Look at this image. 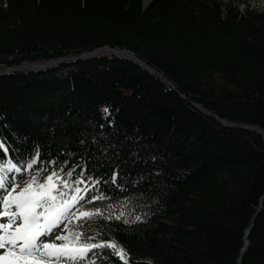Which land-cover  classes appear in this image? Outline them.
<instances>
[{
    "label": "trees",
    "instance_id": "1",
    "mask_svg": "<svg viewBox=\"0 0 264 264\" xmlns=\"http://www.w3.org/2000/svg\"><path fill=\"white\" fill-rule=\"evenodd\" d=\"M105 46L167 82L112 55L0 76L9 155L85 158V207L124 216L84 228L127 264H264V142L195 107L264 130V0H0V70Z\"/></svg>",
    "mask_w": 264,
    "mask_h": 264
},
{
    "label": "snow or ice",
    "instance_id": "2",
    "mask_svg": "<svg viewBox=\"0 0 264 264\" xmlns=\"http://www.w3.org/2000/svg\"><path fill=\"white\" fill-rule=\"evenodd\" d=\"M104 111L109 109L105 107ZM10 152L0 142V264H96L98 259L106 264L109 254L102 251L105 248L127 264L125 249L116 241L97 239L100 232L88 235L84 228L85 223L96 218L111 220L114 215L105 216L98 207H85L105 199L94 191L85 195L101 183L87 167L85 158L71 166L68 159L49 158L51 169L34 168L41 159L39 146L26 159L22 154L9 155ZM16 159L24 161L22 166L14 162ZM25 173L30 176L26 181ZM111 182L118 183L115 171ZM123 216L121 212L114 218L121 220ZM123 222L130 223L126 219Z\"/></svg>",
    "mask_w": 264,
    "mask_h": 264
},
{
    "label": "water",
    "instance_id": "3",
    "mask_svg": "<svg viewBox=\"0 0 264 264\" xmlns=\"http://www.w3.org/2000/svg\"><path fill=\"white\" fill-rule=\"evenodd\" d=\"M143 3H144V5L147 4V3H145L144 0H143ZM99 55L100 56H102V55H112V56L117 57V58H124V59L131 60L133 63H135L136 65H138L142 69L146 70L151 75L157 76L161 80L167 82L165 80V78L162 77L161 74L157 73L156 71H154L153 69L148 67L144 62H142L138 58H136L134 56V54L131 53L130 51H127V50H124V49H118V48H110V47H107V46L99 48V49H95L94 51H91V52H83L82 54H80L78 56H75V57L57 58V59H52V60H49V61H42V62H40V61L24 62V63H22L19 66L4 68V69L0 70V76L9 75V74L14 73V72L44 71V70L51 69V68H53V67H55V66H57L59 64H63V63H67V62H73V61H76V60H79V59H83V58L96 57V56H99ZM195 107L201 113H203V114H205L207 116L214 117L217 121H219L225 127L242 128V129H245V130H248V131L256 132L258 135L261 136V138H262V140L264 142V130H262L258 126H254V125H238V124H235V123H230V122H228L226 120L219 119L217 116L211 115L209 112H207L205 109H203L199 105H195ZM243 253H244V249H243Z\"/></svg>",
    "mask_w": 264,
    "mask_h": 264
},
{
    "label": "rangeland",
    "instance_id": "4",
    "mask_svg": "<svg viewBox=\"0 0 264 264\" xmlns=\"http://www.w3.org/2000/svg\"><path fill=\"white\" fill-rule=\"evenodd\" d=\"M148 1H150V0H147V2ZM33 174V173H32ZM28 179H30V176L29 175H25L24 176V180L26 181V180H28ZM22 184H23V181H21V186H22ZM58 243H59V241H57Z\"/></svg>",
    "mask_w": 264,
    "mask_h": 264
},
{
    "label": "bare ground",
    "instance_id": "5",
    "mask_svg": "<svg viewBox=\"0 0 264 264\" xmlns=\"http://www.w3.org/2000/svg\"><path fill=\"white\" fill-rule=\"evenodd\" d=\"M145 1V3H147V0H144Z\"/></svg>",
    "mask_w": 264,
    "mask_h": 264
}]
</instances>
